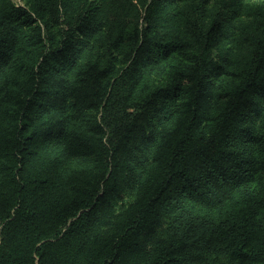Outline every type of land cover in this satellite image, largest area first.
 <instances>
[{"label":"trees","instance_id":"1","mask_svg":"<svg viewBox=\"0 0 264 264\" xmlns=\"http://www.w3.org/2000/svg\"><path fill=\"white\" fill-rule=\"evenodd\" d=\"M204 1L56 37L0 0V264H264V39L228 68Z\"/></svg>","mask_w":264,"mask_h":264},{"label":"rangeland","instance_id":"2","mask_svg":"<svg viewBox=\"0 0 264 264\" xmlns=\"http://www.w3.org/2000/svg\"><path fill=\"white\" fill-rule=\"evenodd\" d=\"M41 9L43 19L34 13L37 0H2L11 7L23 8L34 16V25L28 28L32 32L37 25L48 21L51 35L58 36L62 27L69 23H76L88 11H101L108 24H121L127 28L136 24L144 25L146 11L151 7L152 15H157L162 24H171L178 32L180 30L179 17L185 9L186 0H43ZM159 18H156L159 21ZM203 23L209 25L217 19L224 32L218 56L221 62L228 64V68L241 65L247 58L252 41L264 39V0H205L201 7Z\"/></svg>","mask_w":264,"mask_h":264}]
</instances>
